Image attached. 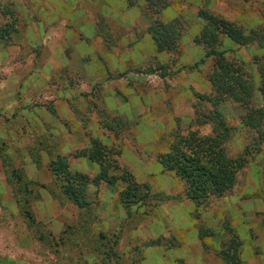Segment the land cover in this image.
<instances>
[{
    "label": "rangeland",
    "instance_id": "rangeland-1",
    "mask_svg": "<svg viewBox=\"0 0 264 264\" xmlns=\"http://www.w3.org/2000/svg\"><path fill=\"white\" fill-rule=\"evenodd\" d=\"M157 1L168 5L0 0V264H264V149L203 205L157 160L178 135L212 134L219 121L232 156L256 136L235 104L211 101L214 61L200 63L195 36L200 11L225 18L241 34H221L223 46L257 79L264 0ZM98 140L120 151L148 199L126 206L120 182L90 184L83 208L61 192L50 162L65 155L93 177L98 165L73 153Z\"/></svg>",
    "mask_w": 264,
    "mask_h": 264
},
{
    "label": "trees",
    "instance_id": "trees-1",
    "mask_svg": "<svg viewBox=\"0 0 264 264\" xmlns=\"http://www.w3.org/2000/svg\"><path fill=\"white\" fill-rule=\"evenodd\" d=\"M148 1L152 5H159L161 9L168 5L166 1L164 3L157 0ZM200 13H203L201 16L205 24L195 36V40L204 44L207 50L200 63L205 62V58H212L214 61V68L209 77L215 92L211 101L217 104L231 101L235 104L237 110H241L242 126L254 132L256 136H252L244 152L232 156L226 148L227 134L231 127L219 121L212 134L199 135L197 131H192L186 135H178L169 143L165 152L158 154L157 160L163 169L183 184L185 196L196 205H203L211 199L221 198L230 193L237 184L240 171L247 165L249 155L260 154L264 149L262 146L264 143V55L254 59L257 67L256 79L243 61L229 57L230 48L223 46L224 43L220 38L221 34H241V30L240 32L233 30L225 18L212 12L200 11ZM179 35L178 32L172 34V40L164 45V49H172ZM261 43L264 45V41ZM73 155L86 157L97 164V173L91 177L84 172L72 171L65 155H57L50 162L49 169L60 181L61 192L77 206L87 207L88 186L99 185L101 182L122 183L124 186L120 191V198L126 206L148 199V185L137 181L130 171L120 165L118 159L120 151L115 147L107 146L98 140L93 141L90 150H77ZM258 190L264 197L263 187ZM230 231L234 236L232 247L237 248L241 242L234 229L231 228ZM200 234L204 235L202 231ZM224 259L231 261L230 256H224Z\"/></svg>",
    "mask_w": 264,
    "mask_h": 264
},
{
    "label": "crops",
    "instance_id": "crops-1",
    "mask_svg": "<svg viewBox=\"0 0 264 264\" xmlns=\"http://www.w3.org/2000/svg\"><path fill=\"white\" fill-rule=\"evenodd\" d=\"M2 56H3V51H0V65H2L3 63ZM0 87H2V85H0Z\"/></svg>",
    "mask_w": 264,
    "mask_h": 264
}]
</instances>
